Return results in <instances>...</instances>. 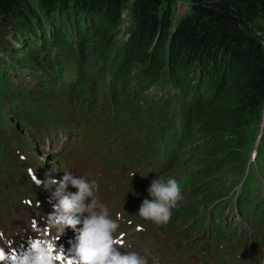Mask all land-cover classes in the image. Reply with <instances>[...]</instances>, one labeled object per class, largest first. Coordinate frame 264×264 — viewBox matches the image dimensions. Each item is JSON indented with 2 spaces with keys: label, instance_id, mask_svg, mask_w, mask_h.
<instances>
[{
  "label": "trees",
  "instance_id": "16d2710c",
  "mask_svg": "<svg viewBox=\"0 0 264 264\" xmlns=\"http://www.w3.org/2000/svg\"><path fill=\"white\" fill-rule=\"evenodd\" d=\"M198 1L203 15L174 27L159 13L161 0H141L128 21L120 0H0V52L10 59L0 55V114L17 115L15 125L0 117V158L19 124L56 108L61 120H78L94 143L136 149L144 140L171 177L188 174L177 214L197 219L186 233L209 223L231 243L250 225L261 237L264 177H239L231 199L230 188L218 183L221 174L244 173L246 118L264 111V49L233 30L264 15V0ZM97 63L100 70L89 75ZM98 83L109 91L101 93ZM155 88L174 92L161 94L159 106L144 97ZM229 211L241 221L224 219Z\"/></svg>",
  "mask_w": 264,
  "mask_h": 264
},
{
  "label": "rangeland",
  "instance_id": "374dc122",
  "mask_svg": "<svg viewBox=\"0 0 264 264\" xmlns=\"http://www.w3.org/2000/svg\"><path fill=\"white\" fill-rule=\"evenodd\" d=\"M31 4L35 5L38 0H29ZM122 2V12L121 15L124 19L127 21L130 20V18H134L135 15H137V12L140 8V2L141 0H120ZM216 0H204V3H211ZM201 3V1H200ZM158 10L159 13L163 14L164 16L167 15L174 27H181L184 24L191 23L193 20H195L198 16L203 15L201 10V4H199L198 0H161V2L158 4ZM127 26L126 24L122 26L123 30H126ZM233 30L235 33H237L240 38L245 39V41L248 40H255L258 43H260L264 49V15L259 16L255 21L249 22L247 20H243V22L239 26L233 27ZM125 35L121 34L120 38L116 39V44L120 45L122 41H124ZM2 50V49H1ZM0 50V51H1ZM2 57H4L6 60H10L7 58V54H1ZM11 57V55H10ZM22 57V56H21ZM94 69V72H89V75L96 74L100 70V63H97L94 67L89 66V70ZM88 75V76H89ZM30 79H25V83H29ZM98 87L101 88V93L103 91H109V86L106 88L102 87L100 83H98ZM159 88H155L152 91H149L146 97L147 99H150L151 101L156 102L159 106H162L163 101L161 100L162 95L161 94H168L166 91L170 90L173 91L171 88L166 89L163 91H158ZM174 92V91H173ZM171 95H173L171 93ZM161 96V97H160ZM143 97V96H142ZM142 97H136L135 103L139 102L140 100L144 101ZM158 98V100H157ZM145 102V101H144ZM5 101V105H6ZM147 107L143 105L140 109L144 111ZM53 108L49 109V112H51ZM4 117L6 119V122L10 125H15L12 121L11 115H7V111L0 114V117ZM150 120L147 119V122ZM246 121H248L247 126L245 127L243 134H244V144L241 145L244 147V154L246 158V168L244 170V173H241L240 175H236L235 173H227V174H221L220 176V182L218 183L219 186L224 185L228 186L230 188L228 199L234 198L237 194V191L239 187L242 184V181L244 178H239L242 176L251 177L255 176L257 180L261 181L262 177H264V143L260 144V136L261 133L264 132V111H261V109H258V112H253L249 114V116L246 118ZM4 126V125H3ZM44 123L40 122L39 127H24L25 130L29 131L27 134L20 136L19 141L23 144V146H20L19 144L12 145V149L14 151V154L16 155L18 150L22 151V153L27 154L28 150H31L32 148L28 147L26 144L28 142V136L32 135L33 137H36L38 132L43 129ZM25 137V138H24ZM187 146L191 145L192 142H190L189 139L186 140ZM77 141L75 140V146L73 151V157L76 162V174L80 175L82 177H85L90 180L95 181V191H94V197L98 204L103 205L104 209L108 212H112V215L115 216L118 220H121L124 216H126V210H134V207H132L131 204H123L120 206H115L114 209H112V202L115 200V197L112 196V194L108 191L110 187L114 185V179L110 178L105 175V172L109 169L108 161L100 156H94L90 149L86 148L84 142L82 140H79L78 145L76 144ZM188 159V158H187ZM172 173V172H171ZM170 172L165 174L163 176L164 179H167L171 177ZM174 177V176H172ZM24 176L22 174H17L16 172H10L7 169H0V184L2 185V188H12L14 187L19 181L23 180ZM177 182L180 185V188L188 187V180H190V177L188 174H183L182 176L179 174L177 177H174ZM222 180V181H221ZM241 182V183H240ZM127 189V184L125 181H121L118 190L121 194H124ZM25 193L24 191H22ZM256 193V191H254ZM259 193V192H258ZM261 193V192H260ZM263 198H264V190H263ZM17 199H13V214L19 217L25 216V211L23 209L19 208ZM132 207V208H131ZM11 208V202L9 199L4 195L3 192L0 190V215L2 217L5 216V214L8 212ZM134 217V216H133ZM225 217H228L229 219H237L241 221V218L234 212L229 211L226 212ZM115 221V220H114ZM178 224H181L178 222ZM174 228H166L162 230L161 232L156 231L155 229H150L148 232H150L151 235H149L148 240L150 243L149 249L144 246L143 243H141L139 240H137L136 245L140 247V250L143 252L145 251L146 258L149 262V264H201L198 257L201 249L195 248L191 251V254L194 255L191 257L190 262L187 263V260L184 262H177L176 256H169L173 253H177L179 250V241L175 240L174 238H170V234L174 231ZM241 232V240L242 243H244V239L247 238L246 243L243 247H239L238 249L232 248L234 251L231 253V257L233 259H236L235 261L227 260L226 264H264V260L262 258V251H264L263 246L260 244V239H252L249 238L250 230L246 227L240 228ZM210 233L216 236L220 241H222L223 246L225 248H230V245L219 238L218 235L215 233H211V231H204L203 234ZM196 233H194V236ZM60 237V236H59ZM182 242H185L186 239H180ZM224 242L227 244H224ZM200 245H203V243L200 242ZM236 249V250H235ZM164 252L166 254H164ZM180 253V252H179ZM239 253L241 255H249L247 258H243L240 261H237L239 257ZM178 255V254H177ZM186 255H190L189 252L186 253ZM224 252L217 253V260L219 262L224 260ZM208 259V258H207ZM209 263H212L214 261V258L211 257ZM222 264V263H219Z\"/></svg>",
  "mask_w": 264,
  "mask_h": 264
},
{
  "label": "clouds",
  "instance_id": "9594fccd",
  "mask_svg": "<svg viewBox=\"0 0 264 264\" xmlns=\"http://www.w3.org/2000/svg\"><path fill=\"white\" fill-rule=\"evenodd\" d=\"M53 182L57 187L49 201L53 209L50 222L62 231L71 228L78 233L74 248L76 264H146L137 252L118 250V240L114 236L118 224L93 198L95 182L89 183L71 172H65L61 180ZM70 187L76 191H69ZM147 192L150 199L143 200L138 215L157 224H166L172 208L183 199L179 183L174 177H159L151 182ZM49 248L46 242H32L30 264H53L62 253L53 256Z\"/></svg>",
  "mask_w": 264,
  "mask_h": 264
},
{
  "label": "snow or ice",
  "instance_id": "6c2138e0",
  "mask_svg": "<svg viewBox=\"0 0 264 264\" xmlns=\"http://www.w3.org/2000/svg\"><path fill=\"white\" fill-rule=\"evenodd\" d=\"M36 246H38V244ZM3 259H4V254L3 252H0V260H3ZM10 259L12 260V264H29L28 257H21L19 255H15L13 257H10ZM69 264H71V261H69Z\"/></svg>",
  "mask_w": 264,
  "mask_h": 264
},
{
  "label": "bare ground",
  "instance_id": "6f19581e",
  "mask_svg": "<svg viewBox=\"0 0 264 264\" xmlns=\"http://www.w3.org/2000/svg\"><path fill=\"white\" fill-rule=\"evenodd\" d=\"M27 93V92H26ZM30 94V93H29ZM26 96V95H25ZM9 123V122H8ZM191 123V122H190ZM192 125V124H191ZM192 128V127H191ZM29 132V131H27ZM186 135V134H185ZM193 136V134L191 135V137ZM25 138V137H24ZM190 140V139H189ZM188 151V150H187ZM190 161V160H189ZM173 164V163H172ZM190 164V163H189Z\"/></svg>",
  "mask_w": 264,
  "mask_h": 264
},
{
  "label": "water",
  "instance_id": "95a60500",
  "mask_svg": "<svg viewBox=\"0 0 264 264\" xmlns=\"http://www.w3.org/2000/svg\"><path fill=\"white\" fill-rule=\"evenodd\" d=\"M263 134H264V132H262V133H261L260 140H261V138H262Z\"/></svg>",
  "mask_w": 264,
  "mask_h": 264
}]
</instances>
